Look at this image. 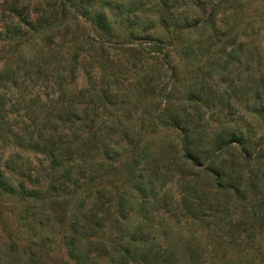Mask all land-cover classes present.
Segmentation results:
<instances>
[{"label":"rangeland","instance_id":"1","mask_svg":"<svg viewBox=\"0 0 264 264\" xmlns=\"http://www.w3.org/2000/svg\"><path fill=\"white\" fill-rule=\"evenodd\" d=\"M68 1L79 9L89 6L90 11L106 0ZM109 2L105 9L110 28L102 30L90 19L61 12L59 0H0V75L10 78L1 89L8 116L6 127L10 126L13 133L24 131L33 136L54 132V138L61 141L54 147L65 153L68 142L78 134L73 133L75 128L67 121V98L73 100L75 96L80 118L86 111L88 118L95 120L91 124L93 129L100 124L99 120L111 114V141L128 131L133 140L141 139L143 143L154 140L172 152L177 137L173 130L163 128L166 112L199 110L205 114L211 129L227 122L228 128L254 134L255 161L248 167L259 181L256 192L263 199L264 0ZM14 7L28 8L33 18L42 13L57 20L59 27L33 32L19 22L27 35L18 41L7 39L5 27L18 23L12 11ZM22 18H26L25 13ZM171 37L178 39V45L170 42ZM185 48L190 50L189 54L184 53ZM234 48L236 59L244 55L240 61L228 63L227 54ZM74 56H78L79 63L72 74L68 71ZM89 80L94 90L108 95L105 103L110 105L100 99L93 103L85 99L93 88ZM24 146L14 140L0 143L7 176L29 188L50 191L53 178L46 169L50 168L49 159ZM78 156L76 152L74 157ZM226 157L227 161L237 160L238 153L232 150ZM118 170L101 175L93 183L106 186L103 202L111 200L115 191L124 186ZM176 178L165 177L158 194L162 197L166 193L174 207L180 196V182ZM93 193L94 189L87 192ZM44 194L47 199L35 203L30 210L37 221L23 219L31 216V213L24 215L27 203L23 199L0 194V264H74L68 258L63 235L69 214L84 194L62 196L55 205ZM65 200L68 202L63 205ZM221 201L230 202V196L226 194ZM233 204L232 219H239L243 207ZM107 207L106 203L100 214L111 216ZM138 207L139 204H134L135 211ZM161 212L155 211L149 223L156 240H160V233L170 239L194 233L200 235L203 244H208L205 264H232L241 254L238 250L246 248L248 256L264 264V222L255 230L251 243L231 247L224 233L210 235L197 224L183 225L178 210L176 215ZM130 217L127 225H137V212H132ZM97 232L98 242L107 244L119 234L108 217Z\"/></svg>","mask_w":264,"mask_h":264},{"label":"trees","instance_id":"2","mask_svg":"<svg viewBox=\"0 0 264 264\" xmlns=\"http://www.w3.org/2000/svg\"><path fill=\"white\" fill-rule=\"evenodd\" d=\"M59 1L61 12L69 11L75 16L90 19L94 26L102 30H109V16L105 8L109 6L110 0L90 11L86 5L79 9L73 2ZM12 11L18 17V23L13 27H5L4 35L7 39L18 41L27 35L19 22L33 32L59 27L57 20L45 17L42 13L33 18L28 8L14 7ZM22 13H25L26 18H22ZM170 40L172 44L178 45L176 37H171ZM235 50L236 48L228 52V63L240 61L244 55L240 54L236 59ZM189 52L185 48L184 53ZM78 63V56H74L69 63L68 72L74 74ZM8 79L10 80L8 76L0 75V143L14 140L18 145L23 144L24 147L47 156L50 168L46 169L53 179L48 192L47 189L42 192L29 188L24 182L11 181L4 170L0 152V194L23 199L27 203L25 216L31 213L35 203L47 199L44 193L49 196L52 205L58 204L62 196L84 194L69 214L63 235L68 258L74 264H205L208 244H203L198 234L190 233L189 236L170 239L166 234L160 233V240H156L155 230L149 225L155 211L172 212L176 215L178 210L183 225L197 224L210 235L224 233L229 237L226 243L231 247H243V244L251 243L255 230L261 228V223L264 222V198L258 196L256 191L259 189V181L254 171L248 167L255 161L252 149L256 138L252 132L228 128L227 122H221L211 129L205 114L199 110L188 113L171 110L166 112L162 123L163 128L173 130L176 134L177 140L172 152L157 145L154 140L144 143L141 139L133 140L128 131L111 141V114L104 120H99L100 124L93 129L91 124L95 121L94 118H88L86 111L80 118L77 98L74 96L73 100L67 98V121L75 128L73 133L78 134L73 135L72 142L69 140L67 150L63 153L54 147V144L61 142L54 138V132L33 136L24 131L13 133L10 126L6 127L8 116L1 89ZM89 83L93 85L90 80ZM94 89L93 85L85 98L89 103L100 99L104 104H111L105 103L108 99L105 92L100 93ZM81 94L85 97V93ZM77 97L80 98L79 93ZM156 121L157 117L154 118V122ZM79 128L80 131L77 130ZM232 150L238 153L237 160H225L227 153ZM76 152L79 154L78 158L74 157ZM118 168L121 170L124 186L115 191L111 200L103 202L101 199L105 197L106 186L100 187L93 183L105 173L119 171ZM165 177H177L176 182L177 179L180 182H177L180 185V196L176 207L166 193L162 197L158 195ZM91 189H94V195L87 194ZM109 191L111 193L112 190ZM51 192L52 194H48ZM226 194L230 196L228 203L221 201ZM67 202L65 200L62 204L66 205ZM233 202L243 207L242 217L235 220L232 219L235 207ZM106 203L111 216L100 214ZM134 204H139L137 211ZM132 212H137L139 217L138 224L133 227L127 225L131 221ZM107 217L119 234L116 238H111L109 244L99 243L97 231L102 230ZM27 218L34 221L38 219L33 212L23 219ZM86 240L88 242L85 246ZM156 241L159 243H155ZM246 250L247 248L238 250L241 254L232 264H258L248 256Z\"/></svg>","mask_w":264,"mask_h":264}]
</instances>
